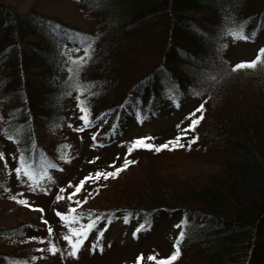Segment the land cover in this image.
<instances>
[{
  "label": "trees",
  "instance_id": "obj_1",
  "mask_svg": "<svg viewBox=\"0 0 264 264\" xmlns=\"http://www.w3.org/2000/svg\"><path fill=\"white\" fill-rule=\"evenodd\" d=\"M26 1L0 0V102L12 104L3 117L0 114L5 125L0 131V192L15 189L10 178L16 177L23 152L37 173L46 169L48 175L63 174L58 184L71 185L69 215L96 221L88 239H95L107 223L125 221L129 213L124 224L137 220L131 237L140 240L160 218L174 220L171 251L137 249L130 258H111L110 264H136L141 255V264H154L147 260L150 255L157 260L169 257L181 231L176 227L182 222L175 216L178 212L185 218L186 235L175 264H264V66L234 72L237 64L228 55L234 39L229 29L258 31L264 23V0H83L109 20L84 31L93 41L91 55L75 75L69 72L75 67L69 58L84 56L76 38L80 30L41 11L43 0H31L22 13ZM49 24L60 25V31L54 35ZM76 48L80 51H71ZM90 85L88 91L78 88ZM193 92L201 95L198 104L162 131L129 139L110 130L111 120L114 127L122 114L126 120L161 114L168 102L177 103ZM81 103L90 110L88 119L96 122L97 132L108 137L105 142L98 139V145L92 139V123L84 127ZM201 104L203 119L180 141L186 147L158 153L138 148L128 155L138 138L152 137L148 143L162 145L182 135L191 119L201 115L196 112ZM193 112L196 117L189 118ZM17 129L19 136L9 140ZM79 142L82 149L67 164L69 151ZM126 157L135 163L115 178H94L98 172L115 171ZM90 175L93 178L85 181ZM81 181L85 183L76 193ZM60 191L53 198L61 196ZM15 192L17 201L31 198ZM0 199L13 201L1 194ZM37 200L41 205L27 208L28 220L0 226V235L24 239L10 245L11 253L0 250V264L3 255L26 257L28 250L32 257L48 248L54 239L44 221L66 222L57 215L59 209H51L47 194L42 192ZM101 214L104 218L96 220ZM146 219L150 226L134 237Z\"/></svg>",
  "mask_w": 264,
  "mask_h": 264
},
{
  "label": "rangeland",
  "instance_id": "obj_2",
  "mask_svg": "<svg viewBox=\"0 0 264 264\" xmlns=\"http://www.w3.org/2000/svg\"><path fill=\"white\" fill-rule=\"evenodd\" d=\"M5 2H10L14 0H2ZM31 0H27L26 3L22 4V7L19 9L22 13L26 12L28 6L30 5ZM39 9L44 13L52 15L53 17H58L66 23H70L75 26L80 31L79 34L82 36H87L84 31L89 29L97 28L101 24L104 23V19L109 20L108 17L104 18L101 12L95 11L93 9H89L86 7V4L83 0H43L39 4ZM83 30V31H81ZM77 30H75L76 32ZM255 32V37L244 40V39H231L230 48L228 51V55L230 56L231 62L239 64L241 62L248 61L255 57V55L259 52L261 48L264 46V23L261 27H259L258 31L256 29L251 30H244V33L250 35L251 33ZM201 95H196L193 92L190 95H185L183 100H179V102L174 103L173 101L168 102L167 104L169 107L164 110L161 114H153V115H137L135 118L123 119L125 115H120V119L116 117L115 126L114 120L112 119V127L110 130H118L120 132L119 136L121 137H128L129 139L134 137H139V135H146L149 132H157L162 131L169 127L170 124L175 123L176 121L184 118L187 114L191 112V110L198 104ZM11 103H3L0 102V114L3 117V111L5 109L11 108ZM1 117V120H2ZM0 120V131L3 130L5 127ZM7 129H10L7 127ZM89 134L92 133L93 135H97V139L93 140L98 143V139L105 142L108 137H103V135L99 134L96 130V122L92 123V127L88 128ZM101 129V127H100ZM109 131V130H108ZM93 140L88 138V143L92 142ZM81 141V140H79ZM91 144V143H90ZM74 150L71 148L69 151L68 161L67 164L73 159V155L76 150H81V143L79 142L78 145H74ZM98 147V146H97ZM5 149V148H4ZM9 149V148H8ZM0 153H3V147L0 145ZM87 154H89V149H86ZM20 154V153H19ZM12 156V155H11ZM90 156V155H89ZM15 161L16 157L13 156ZM35 165L34 163H31ZM4 165L3 159L0 160V166ZM39 165V163H38ZM36 166V165H35ZM65 166V165H64ZM40 168V167H39ZM65 171V169H64ZM63 173V169H62ZM59 172H54L48 175L47 177L43 178V180L39 181V187H36L33 190V187L30 185L33 184L26 176H12L10 180H15V189L11 193L9 192H0V194L4 197H18L15 190H19L21 193H25L27 196H31L30 200L28 201L27 198L25 200L28 202V206H32L34 204L41 205V202L37 200L42 192L47 194L48 197L51 198L50 207L52 210H60V214H64L66 217V222H57L50 219L47 221V226L51 227L54 231L51 235V238L54 239L53 242L50 244H55L56 247L61 249L56 255H53L49 251L48 248H44L43 251H38L36 255L32 257H28V250L24 252L26 257L21 256H12L3 255L2 260L5 264L6 261H10L9 264H110L111 258L115 259L117 257H124L130 258L134 253L138 250L141 252L149 251L151 254H155V251L165 250L171 251L172 250V243L176 236L172 225L174 224V220L170 218L166 219H159L156 222V227L150 231L148 237H144L140 240L134 239L131 237V232L134 226L139 224L138 221L131 222L130 224H124L125 221L118 218L114 222V224L107 223L101 227L102 230L107 229L104 231L103 239L101 240V244L103 245V251H92V244L96 241L97 237L93 240L88 239L85 241L84 246L81 248L80 252L77 256L73 257L69 255L71 251L70 246L68 245L67 241L63 239L65 235H67L72 229H80L82 226L89 224L88 218L85 215H69L68 209H70V201L69 197L71 194V185L69 184H58V179L60 178ZM50 177V179L48 178ZM55 184V185H53ZM57 184V185H56ZM61 189L60 193L63 199H55L53 198V194L58 192ZM63 190V191H62ZM0 199V226L6 227L11 226L15 222L19 220H28V216H31V213L27 209L28 206L16 204L17 199H13V201H5ZM34 207V206H32ZM43 214V212H38ZM183 213H176L175 216L178 218V222L184 221L185 218L182 215ZM165 216L161 215L160 217ZM45 217V216H44ZM52 226H49L51 225ZM142 232V231H141ZM60 233V234H59ZM141 237V236H140ZM24 241L23 238L16 237V236H7V235H0V250L2 252L6 249L9 253L13 251L12 244H20ZM45 247L48 246L47 242L44 243ZM85 244H87L85 246ZM6 245H11L9 248H6ZM15 247V245H14ZM138 249V250H137ZM153 249L154 251H151ZM117 251L119 256L115 253L111 255V252ZM35 257V259H33ZM21 260H18V259ZM24 260L25 262H22Z\"/></svg>",
  "mask_w": 264,
  "mask_h": 264
},
{
  "label": "snow or ice",
  "instance_id": "obj_3",
  "mask_svg": "<svg viewBox=\"0 0 264 264\" xmlns=\"http://www.w3.org/2000/svg\"><path fill=\"white\" fill-rule=\"evenodd\" d=\"M49 30L55 35L60 31V25H52L49 24ZM228 34H230L234 39H244V40H248L251 39L253 37H255L256 33L253 32L250 35H247L244 33L243 31V26H239L238 28H234V29H229ZM76 38L79 40V42L81 43V45L83 46V51H84V56L82 57H78L75 60H72L71 57L70 62L72 65H74V68H69V72L73 75L77 74L79 71V68L84 64L87 63V60L85 59V57H89L91 55V49H92V40H90V38L86 37V36H82V34H76ZM71 51H80V48H76L73 49ZM258 66H264V48L260 49L258 52V55L256 56V58L252 61H246V62H241L237 65H235L232 68V71H239L242 69H255ZM71 78V77H70ZM214 79V78H213ZM93 87L92 85L90 86H78L79 90H81L82 92L84 91H88L89 88ZM196 95H199L200 93H195ZM77 99L79 100V96L77 97ZM80 110L82 113H84V115L81 116V119L84 121V127H88L91 125L92 121L88 119V116L90 114V110L87 108L86 105H84L83 103H81L79 105ZM203 108L204 105L201 104L200 107L198 109H196V112H200L201 115L199 117H196V112H193L190 114L189 118L192 117H196L194 119H191V123L189 125L188 129H183L182 130V135H178L174 140H170L168 142H166L165 144L162 145H155L152 143H148L147 141H150L154 138L152 137H144V138H138L137 140L133 141L131 143V145L128 147V155H130L134 150L138 149V148H143V149H147L150 151H155V152H161L165 149L167 150H175L177 148H184L186 147L185 144L181 143V139L183 138V135H186L187 132L189 130H194L196 125L199 124L200 120L203 119ZM99 119V118H98ZM179 128V125L177 126ZM80 131L83 130V128L79 129ZM19 132L20 130L17 129L15 130L14 133L9 134L7 136V138L9 140H13L15 137L19 136ZM93 139H96V136H93ZM196 140L195 138L190 140L189 143L187 144L188 148H191V145L193 143H195ZM4 159V154L0 153V160ZM135 163V161L129 160L127 159V157L124 160V164L119 167L116 168L115 171L113 172H108V173H96L95 174V179L99 180L101 177H103L104 179H108L109 177L111 178H115L116 176L119 175V173L123 170H125L129 165ZM51 167H55V165H50ZM5 167H7V163L5 162ZM15 173L17 174V176H21L24 175L26 176L30 181L33 182L32 185H30V187H33V190H35L36 187H39V181L40 179H43L45 177H47V171L46 169L43 170L40 173H37L36 170L34 169L33 165L29 163V158L25 157V155L23 154V152L20 153L19 156V166L14 169ZM50 179V177H48ZM93 177H91V175L89 177L85 178V181L92 179ZM85 181H81L80 185H78L76 187V193L80 192ZM63 191V190H62ZM73 195H75V193H73ZM13 199H15V197H13ZM57 199H63L62 196H57ZM69 199H71V196L69 197ZM21 204H24L26 206H28V202L26 200H20L18 201ZM79 203V202H78ZM39 211H43V209H38ZM71 212H74L75 209H71ZM57 215H61L62 219H66V217L60 213H57ZM132 214L129 213L127 214V216L125 217V222L128 221V217H130ZM104 218L103 214L97 216L96 220L102 219ZM111 215L108 216V220L109 222H111ZM45 224H47V221H44ZM186 224V221H182L181 225H177L176 227L181 228V231L178 235V237L175 240L174 243V251L172 252V254L169 257L166 258H162L157 260L155 255H150L147 257V260L149 261H153L154 264H175L176 261H178V259L181 256V243L185 238V231L183 230V225ZM96 225V221H92L91 223L82 226L80 229H72L67 235H65L63 237V239L65 241H67L68 245L71 248V251L69 252V255L75 257L78 255V253L80 252L81 248L84 246L85 241L88 239V233L90 231H92L95 228ZM150 224L147 221V219L145 220L144 224H141L136 231L133 233V236L135 237L137 235V233L144 231L147 229V227H149ZM107 229L101 230L98 235H97V239L95 242H93L92 244V251H103V245L101 244V240L103 239V235H104V231H106ZM48 233L49 235H52L53 230L51 227L48 228ZM31 239L35 240L37 239L36 237H32ZM43 242V241H41ZM40 251H43L42 249ZM47 251H49L50 253H52L53 255H56L58 252L61 251V249H59L58 247H56L55 244H50V247L47 249ZM33 259H35V257H33ZM144 260V257L141 255L139 257H137L136 260V264H141V261Z\"/></svg>",
  "mask_w": 264,
  "mask_h": 264
}]
</instances>
